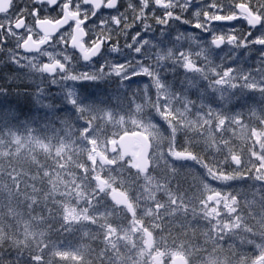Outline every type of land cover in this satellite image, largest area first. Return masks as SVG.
<instances>
[{
  "label": "trees",
  "instance_id": "16d2710c",
  "mask_svg": "<svg viewBox=\"0 0 264 264\" xmlns=\"http://www.w3.org/2000/svg\"><path fill=\"white\" fill-rule=\"evenodd\" d=\"M13 45L0 57V88L9 93L0 95L5 103L0 106L4 260L153 264L146 257L142 231L132 232L131 216L97 192L96 174L128 194L136 219L155 236L154 250L168 257L164 264L173 251L182 252L190 264H253L264 252V184L257 177L262 162L256 157L264 151L258 153L252 143L259 146L260 137L254 134L264 127V72H248L246 80L231 74L233 99L227 104L205 91V80L194 87L186 81L173 86L184 75L180 69L175 77L166 72L173 67L168 63L160 73L170 86L154 88L145 82L121 87L113 79L80 92L69 81L66 98L57 96L58 86L48 85L51 94L33 105L27 98L38 84L12 63ZM255 77L263 85L260 90L254 84L251 88ZM168 90L178 96L170 109L163 102ZM17 99L20 107L6 104ZM183 100L191 108L186 110L179 102ZM12 108L13 115H7ZM238 121L250 128V135L239 129ZM148 122L159 139L151 138L152 165L146 175L131 168L128 158L109 166L93 159V149L101 150L125 132L148 133ZM174 150L194 159L179 163L170 155ZM214 191L233 203L228 215L211 209L208 195Z\"/></svg>",
  "mask_w": 264,
  "mask_h": 264
},
{
  "label": "snow or ice",
  "instance_id": "6c2138e0",
  "mask_svg": "<svg viewBox=\"0 0 264 264\" xmlns=\"http://www.w3.org/2000/svg\"><path fill=\"white\" fill-rule=\"evenodd\" d=\"M12 42V63L38 84L27 98L33 105L51 94L48 85L66 98L69 81L80 92L113 79L170 86L160 73L168 63L174 77L183 72L181 83L205 80L215 92L231 74L246 80L245 62L264 70V0H10L0 12V48ZM0 264L13 262L0 253Z\"/></svg>",
  "mask_w": 264,
  "mask_h": 264
},
{
  "label": "rangeland",
  "instance_id": "374dc122",
  "mask_svg": "<svg viewBox=\"0 0 264 264\" xmlns=\"http://www.w3.org/2000/svg\"><path fill=\"white\" fill-rule=\"evenodd\" d=\"M196 78L197 77H193V80L196 79ZM225 79H226L225 85L223 87H221V88H218L215 92H212V93L218 100L221 101V103L227 104L228 102H231L232 99H233V93H231V87L233 86V83H232L233 82V77H231V75H230L229 77H226ZM255 80L256 81H252V82L250 81V84L256 85L258 89L259 88L262 89L263 85H262L261 81H257L259 79L258 78L256 79V77H255ZM177 84L180 85L181 82L180 81L177 82V80H174L173 86L177 87ZM257 84H259V85H257ZM170 91L169 90L166 91L167 99H165V101H163L166 105H168V107H167L168 109H170V106H172V103L174 102L176 97H178L177 95H175V93H173L172 91L170 92ZM190 92L193 93V90H191ZM196 93H197V90H196ZM160 100H163V99H160ZM179 102H182L181 104L184 105V108H186V110L191 108V106L189 104V100L188 101L183 100V101H179ZM157 104H158V107L161 106L159 101H157ZM174 106L175 105H173V108H174ZM238 122H239L238 124H239V127H240L239 129L243 130V133H245L246 135H250V131H249L250 128L247 125L243 124L242 122H240V121H238ZM145 128L148 130L149 134L146 133V132H145V134L149 137V140H151V138H154V139L158 138L159 139V136L156 135V132H157L156 128L154 127V125L151 122H148L147 124H145ZM254 136H259L260 137L261 142H259V146L255 143V141H252L253 145H255L254 148H256L257 152L260 153V150H261V152L264 151V127L260 131H256ZM113 142L115 143V151L114 152H110V144H111V141H110L108 144L103 145L102 149L99 150V151H97L96 149H93V159L100 160V158H99L100 152L103 153V154L111 153V157L109 159L110 161H108L107 164H104L105 166H109L110 162L116 161L119 158H121L122 160L128 158V159H130L128 163L131 164V168L135 169L136 168V157H137L136 154L139 152L141 147H137L135 149V155L134 156L122 158V156L120 154V149L117 146V140H114ZM158 147H159V145H158ZM174 152H175V150L170 152V155H171V157L173 159H175L174 158ZM256 157L260 158V160L262 162L261 167L259 168L260 171L257 172V177H258V179L260 181V180L264 179V154L260 155V156L258 155ZM151 158H152V150H151V153H150V159ZM175 160H177V161H179V163H181V161L184 160V159H175ZM101 169L103 170V168H101ZM217 192L219 193V191H214L212 194L217 193ZM208 200L211 202V209L212 210L219 211V212L221 211V212H223L224 214H227V215H228V211L232 212L231 210H232V204L233 203L229 200V197L227 195L221 193V197L219 199L211 200V194H209L208 195ZM151 211H152V208H151ZM151 211L148 208V210H146L145 213L149 216V215H151V213H150ZM70 213H72V212H70ZM70 213H69V216H70V218H72L71 217L72 215H70ZM215 227L217 228L218 225H216ZM136 229H138V228L136 226H133L132 227V230H133L132 232H138ZM133 234L139 236V233H133ZM109 239H110V237H109ZM143 242H144V238L142 236V244H143ZM260 251H262V249H260ZM178 254H183V253L180 252V251L179 252L178 251H173L171 253V259H172V257H174V256H176ZM146 257H147V259H149V261L152 262V254L148 253ZM165 257H166V255L163 258L164 262L168 261V257L167 258H165ZM83 264H88V263H83ZM253 264H264V252H262V254L259 255L255 259Z\"/></svg>",
  "mask_w": 264,
  "mask_h": 264
},
{
  "label": "water",
  "instance_id": "95a60500",
  "mask_svg": "<svg viewBox=\"0 0 264 264\" xmlns=\"http://www.w3.org/2000/svg\"><path fill=\"white\" fill-rule=\"evenodd\" d=\"M9 2L10 0H0V12L8 10ZM31 43L32 42L30 41L29 42L30 46H31ZM117 144L120 149L121 155L123 157L134 156L135 148L138 145H141L142 148L137 153L136 168L142 174L147 173V171L151 167V161H150L151 142L146 134H144L141 131L126 132L118 138ZM110 147H111V151L113 152L115 150L114 142H111ZM99 156L104 163L107 162V157L105 154L100 152ZM174 157L177 159L193 158V155L190 153L176 152L174 154ZM234 160L237 164H239L240 161L238 157H234ZM93 179L98 183V191L100 193L105 192L106 186H107V180L99 175L94 176ZM262 182L264 183V179L262 180ZM108 197L118 207H125L133 217L136 215L135 207L133 203H131L128 195L121 189L111 188L108 191ZM220 197H221L220 193H214L211 196V200H216V199H219ZM138 227L143 228L141 223H138ZM143 232H144V239H145L144 246L146 247L148 251H150L154 246V235L148 229H144ZM153 263L162 264L161 251L153 255ZM170 264H189V262L185 256L178 254L173 257Z\"/></svg>",
  "mask_w": 264,
  "mask_h": 264
},
{
  "label": "flooded vegetation",
  "instance_id": "af4514ba",
  "mask_svg": "<svg viewBox=\"0 0 264 264\" xmlns=\"http://www.w3.org/2000/svg\"><path fill=\"white\" fill-rule=\"evenodd\" d=\"M13 15H14V13H13ZM10 45V44H9ZM7 48V47H6ZM6 48H0V54L2 55V53L4 52V50L6 49ZM255 56H256V54H253V61L255 60ZM75 62V61H74ZM79 64L77 63L76 64V67L78 66ZM257 64L256 63H254V62H252V63H248V62H245V64H244V68L246 69V70H250V72L251 73H261V72H264V70H261V71H257L256 69H257ZM118 209H122L123 211H126L124 208H118ZM88 221H89V219H88Z\"/></svg>",
  "mask_w": 264,
  "mask_h": 264
}]
</instances>
